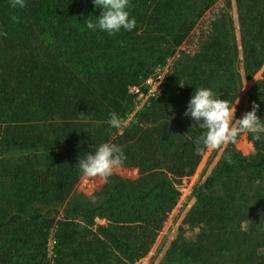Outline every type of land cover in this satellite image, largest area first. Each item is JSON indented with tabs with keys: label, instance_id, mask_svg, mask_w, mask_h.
Returning <instances> with one entry per match:
<instances>
[{
	"label": "trees",
	"instance_id": "obj_1",
	"mask_svg": "<svg viewBox=\"0 0 264 264\" xmlns=\"http://www.w3.org/2000/svg\"><path fill=\"white\" fill-rule=\"evenodd\" d=\"M101 11L92 0H25L23 8L0 0V264L104 263L101 239L88 238L70 218L38 213L35 205L63 204L82 179L78 160L105 142L122 149L121 168H136L138 178L112 174L94 195L96 208L76 204L67 214L90 223L107 218L108 227L98 229L120 255L129 262L143 258L139 238L128 229L160 226L179 200V183L207 150L197 154L203 130L184 116L195 88L234 105L243 80L264 65V0H130L135 28L112 36L86 27ZM193 35L196 51L176 60L169 92L125 126L110 128L109 113L121 124L133 113L130 88L157 65L164 46ZM248 100L246 112L255 103L264 119V71ZM247 136L255 154L243 157L227 145L212 179L195 192L194 217L204 225L193 241H173V254L159 264H264V229L242 220L253 193L264 216V139Z\"/></svg>",
	"mask_w": 264,
	"mask_h": 264
},
{
	"label": "rangeland",
	"instance_id": "obj_2",
	"mask_svg": "<svg viewBox=\"0 0 264 264\" xmlns=\"http://www.w3.org/2000/svg\"><path fill=\"white\" fill-rule=\"evenodd\" d=\"M232 16L234 21H236L234 8ZM197 46L198 41L194 35L182 41L177 46H164L165 54L163 52L162 55L164 56H160L157 65L151 70L148 68V71H145L146 74L143 81L130 88V93L134 95L133 113L128 115L124 122L125 124L121 125L125 126L128 121L134 120V115L136 113L138 114L147 105H149L151 99H156L169 92L168 76L176 63V60L180 59L183 55H188L185 52L186 50L189 52L190 48H194L196 51ZM263 71L264 65L252 78H245L243 80L242 89L234 103V105L236 104V119L242 118L247 111L249 105L248 92L257 80L260 79ZM247 135L248 134L245 133L239 136L237 138V142L233 143L235 151L240 153L243 157H251L255 154V149L253 148V145L251 141H249ZM228 144L215 150L207 149L196 170L181 180L178 185L179 200L176 206L166 214L160 226L149 231L142 230L140 228L128 229L129 233L132 232L133 237L139 238L140 247L143 251H145L143 258L136 262H129L123 258L117 250V245L110 238L105 236L103 232L99 231V227H108L110 221L107 218L103 216H96L92 223H90L76 214H67L69 208L76 204L88 211H92L98 206L99 200H96V203L93 204L91 202V198L105 184L100 177L82 178L69 198L55 209L44 207L42 205L39 206L38 204L35 205V208H37L38 213L55 219L56 221H62L63 218H70L86 230L88 238H92L93 241H95L94 239L96 237L101 239L104 244L103 248L105 251V260L102 264H159L162 259L170 257L173 254L170 247L172 242L178 237H183L188 241H193L195 236H197L200 232V229L204 224H201V222L194 217L193 209L196 202L195 192L205 183V181L212 179L217 165ZM113 175L129 181H134L138 178V171L134 167H119L113 171ZM215 192L221 194L219 188H216ZM246 200L247 210L242 216V220L246 221L245 226L257 229L261 225L264 229V216L260 214L262 210V199L259 195L253 193L250 197H247ZM111 231H115V228ZM53 234L54 231L52 230L46 245V253L50 260L55 257L54 248L56 242Z\"/></svg>",
	"mask_w": 264,
	"mask_h": 264
},
{
	"label": "clouds",
	"instance_id": "obj_3",
	"mask_svg": "<svg viewBox=\"0 0 264 264\" xmlns=\"http://www.w3.org/2000/svg\"><path fill=\"white\" fill-rule=\"evenodd\" d=\"M92 3L96 9L102 11L95 22L87 19V29L99 30L112 36L122 29L130 32L135 28V18L130 17V0H92ZM9 4L12 8H23L25 0H9ZM12 19L18 22L17 17L13 16ZM180 85L184 86L182 82ZM235 105L216 98L211 89L195 88L184 116L194 122L193 128L203 130V135L195 141L197 154L204 149L215 150L230 142L236 143L237 138L245 133L251 134L253 141L264 139V119L257 116L259 105L253 103L252 110L240 119L235 117ZM107 124L110 128L120 129L119 115L116 112L109 113ZM125 161L126 157L119 146L105 142L97 146L94 152L80 158L75 167L82 178L100 177L104 182H108L113 171L122 167ZM91 202L96 203L95 196L91 198Z\"/></svg>",
	"mask_w": 264,
	"mask_h": 264
},
{
	"label": "built area",
	"instance_id": "obj_4",
	"mask_svg": "<svg viewBox=\"0 0 264 264\" xmlns=\"http://www.w3.org/2000/svg\"><path fill=\"white\" fill-rule=\"evenodd\" d=\"M195 52V49L193 48H190L189 49V52H187V50H186V52L185 53H187L188 55H191V54H193Z\"/></svg>",
	"mask_w": 264,
	"mask_h": 264
}]
</instances>
